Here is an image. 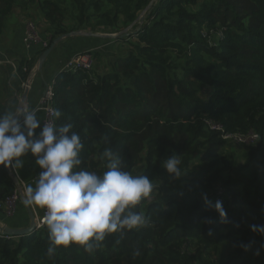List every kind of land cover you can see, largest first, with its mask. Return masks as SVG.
Segmentation results:
<instances>
[{
    "label": "trees",
    "instance_id": "obj_1",
    "mask_svg": "<svg viewBox=\"0 0 264 264\" xmlns=\"http://www.w3.org/2000/svg\"><path fill=\"white\" fill-rule=\"evenodd\" d=\"M150 1L0 0V39L16 8L39 14L49 44L76 30L118 33L126 52L103 70H58L54 123H71L79 134L85 170L103 174L110 148L124 170L153 183L134 209L147 226L108 235L91 253L71 245L52 256L46 224L18 237L0 234V264H264V232L253 230L264 227V0H153L134 23ZM41 51L19 61L21 81ZM8 111L0 102V113ZM205 120L257 135L243 177L230 176L234 155L222 153L221 132ZM173 153L179 178L162 167ZM15 188L0 165V200ZM203 193L222 202L226 219L206 207Z\"/></svg>",
    "mask_w": 264,
    "mask_h": 264
},
{
    "label": "clouds",
    "instance_id": "obj_2",
    "mask_svg": "<svg viewBox=\"0 0 264 264\" xmlns=\"http://www.w3.org/2000/svg\"><path fill=\"white\" fill-rule=\"evenodd\" d=\"M55 116L59 118L61 113L56 111ZM83 147L71 123H42L27 105L0 113V165L22 168V157L30 154L40 169L35 185L27 186L22 202L46 210L49 256L59 247L71 245L91 253L102 246L106 236H123L149 222L143 212L134 209L152 192V180L124 170L121 156L110 148L102 154L107 170L103 174L87 171L81 167ZM180 164L179 155L173 153L162 167L179 178ZM201 198L206 207H213L221 219H226L221 201L213 204L207 193ZM205 222L211 223L208 219ZM253 230L264 232V227L253 226Z\"/></svg>",
    "mask_w": 264,
    "mask_h": 264
},
{
    "label": "crops",
    "instance_id": "obj_3",
    "mask_svg": "<svg viewBox=\"0 0 264 264\" xmlns=\"http://www.w3.org/2000/svg\"><path fill=\"white\" fill-rule=\"evenodd\" d=\"M13 18V21L9 24V30L4 35L2 34L0 39V102L6 104L9 107V111H14L20 105H27L32 109L36 107L46 84L52 82L58 70L62 68L68 59L84 52L98 51L101 48L105 49L106 44H109V42H116L114 38H110L103 41L102 45L96 46L95 42L100 39V36H94L92 38L75 36L74 40H63L54 47L45 60L41 70H37L36 62L34 63L31 70L32 79L30 81V88L23 89L21 87L23 81L20 80L16 72L17 64L23 56H31L38 49V46H34L29 54L26 53L21 42L26 21H23V18L19 19L16 14H13ZM41 35L44 36V34ZM86 38L89 41L85 42ZM24 92L25 97L22 98ZM36 114L37 118L42 120V113L39 112ZM22 159L24 161L22 168L10 167L16 177L25 183L26 188L29 184L34 186L35 182H31V179L36 176L40 169L34 165V157L30 154L22 157ZM33 208L36 213L41 212V208L35 206ZM29 221L30 218L27 208L22 202V197L17 204L16 212L13 216H5L0 211V224L6 225L7 227L25 228L29 225Z\"/></svg>",
    "mask_w": 264,
    "mask_h": 264
},
{
    "label": "built area",
    "instance_id": "obj_4",
    "mask_svg": "<svg viewBox=\"0 0 264 264\" xmlns=\"http://www.w3.org/2000/svg\"><path fill=\"white\" fill-rule=\"evenodd\" d=\"M22 46L25 49L26 53H30L32 48L34 46H38V49H44L49 45V37L48 35H41L40 30L36 27L35 23L31 20L26 21L24 32L22 35ZM92 56L90 54V51L77 54L74 57L68 59L65 64L62 66V68H72L75 66H82L83 68L90 69L92 67ZM32 72V71H31ZM32 79V75L30 74L29 77L23 81L21 84V87L23 89H29L30 88V81ZM52 82H49L46 84L43 93L41 94L39 98V102L33 109L36 111V113H42V123H54V110L52 107ZM205 123L211 130L219 131L221 132V137L225 141H230L237 144H244L251 141L257 140V135L253 133L252 131H249L246 134L242 133H226L223 130V127L219 123L212 122L211 120H205ZM10 167V166H9ZM11 168V167H10ZM40 171V170H39ZM38 171V172H39ZM37 172V174H38ZM36 176H34L31 179V182H35ZM18 183L20 187V191L15 188V190L5 197L3 200H0V211H2L5 216H13L16 212L17 204L20 201L22 196L26 195V186L23 181H21L19 178ZM32 212L34 214V220H35V229H39L45 225L44 223V217L46 215V210L41 209L40 213H36L34 211L33 206L31 207ZM3 226L0 224V234H3L1 232ZM6 226V225H5ZM6 235V234H3Z\"/></svg>",
    "mask_w": 264,
    "mask_h": 264
},
{
    "label": "rangeland",
    "instance_id": "obj_5",
    "mask_svg": "<svg viewBox=\"0 0 264 264\" xmlns=\"http://www.w3.org/2000/svg\"><path fill=\"white\" fill-rule=\"evenodd\" d=\"M22 11L18 8H16L14 10V15L16 14L17 17L19 19L23 18V21H33L36 25V27L40 30L43 31L44 28V22L43 19L39 16V14L37 12H34V9H30L29 13L30 15H26L21 13ZM13 16L9 17L7 19V24L4 30V33L7 32V30H9V24L13 21ZM3 33V35H4ZM97 34H107L105 32L98 31L95 32ZM100 39H98L95 42V45H102L103 41H105L106 39H110L112 37H105V36H101L99 37ZM74 37L68 38L66 41H71L74 40ZM88 38H86L85 42L89 41L87 40ZM107 46H105L104 48H101V50H94V51H90L92 54V63L95 65V68L97 70H102L104 69L110 60L114 59L115 57H119V56H123L125 54L126 51V46L124 45V43L121 42H109V44H106ZM107 47V48H106ZM93 52V53H92ZM85 53V52H84ZM251 145H254L253 141L248 142V143H244V144H237V143H233L230 141H225V144L222 148V153H232L234 155V160H235V164L233 166V171L232 174H230V176L233 179H238L243 177L246 174V171H244L242 169V167L244 166V162L246 160L247 157V153H248V149ZM260 155L257 157V159L253 162V164L250 165L249 167V171L250 173H252V171L255 169L257 162L260 160Z\"/></svg>",
    "mask_w": 264,
    "mask_h": 264
},
{
    "label": "water",
    "instance_id": "obj_6",
    "mask_svg": "<svg viewBox=\"0 0 264 264\" xmlns=\"http://www.w3.org/2000/svg\"><path fill=\"white\" fill-rule=\"evenodd\" d=\"M152 1L153 0H151L149 2V4L147 5V7L140 13V15L137 17V19L135 20L134 23L141 22L143 20L144 13L146 12V10L148 8H150V6L152 4ZM132 25H130L129 27H131ZM117 35H118V33H113V34H109V33H107V34H97V33H93V32H90V31H84V30L71 31V32L65 33L63 35H60V36L54 38L50 42V44L41 51L40 55L38 56V58L36 60L37 70H41L42 69V66H43L45 60L47 59V57L49 56V54L52 52V50L54 49V47L56 45H58L59 43H61L65 39H68L70 37H75V36H87V37H94V36H96V37H99L100 36L101 37V36H105V37H112V38H114ZM25 92L22 95V98L25 97ZM7 170H8V174L11 176V178L14 181V184H15L16 189L19 190L20 187H19L18 179H17L15 173L13 172V170L9 166H7ZM24 197L25 196H22V201H23ZM26 208H27V212H28V215H29V218H30L29 225L27 227H25V228H20V229H18V228H11V227H7V226L3 225V226H1V228H2L1 232L3 234L10 235V236H15V237L17 236L18 237V236H21V235H25V234L31 233V232H33L35 230L34 214L31 211L30 207L26 206Z\"/></svg>",
    "mask_w": 264,
    "mask_h": 264
}]
</instances>
